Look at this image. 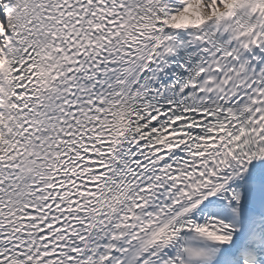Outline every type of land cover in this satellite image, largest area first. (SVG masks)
<instances>
[{
  "label": "snow or ice",
  "instance_id": "snow-or-ice-1",
  "mask_svg": "<svg viewBox=\"0 0 264 264\" xmlns=\"http://www.w3.org/2000/svg\"><path fill=\"white\" fill-rule=\"evenodd\" d=\"M0 264H264V0H0Z\"/></svg>",
  "mask_w": 264,
  "mask_h": 264
}]
</instances>
